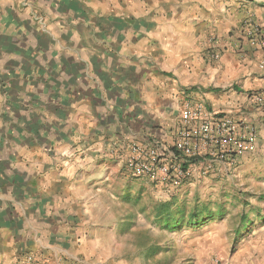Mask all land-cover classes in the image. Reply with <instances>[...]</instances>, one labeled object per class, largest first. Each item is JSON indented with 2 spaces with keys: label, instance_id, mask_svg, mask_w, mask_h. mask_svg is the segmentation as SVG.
Listing matches in <instances>:
<instances>
[{
  "label": "crops",
  "instance_id": "crops-1",
  "mask_svg": "<svg viewBox=\"0 0 264 264\" xmlns=\"http://www.w3.org/2000/svg\"><path fill=\"white\" fill-rule=\"evenodd\" d=\"M249 19L264 26V0H0V264L116 244L127 145L170 146L187 102L261 136ZM237 242L225 264H264V225Z\"/></svg>",
  "mask_w": 264,
  "mask_h": 264
},
{
  "label": "rangeland",
  "instance_id": "rangeland-1",
  "mask_svg": "<svg viewBox=\"0 0 264 264\" xmlns=\"http://www.w3.org/2000/svg\"><path fill=\"white\" fill-rule=\"evenodd\" d=\"M257 139L234 171L195 172L179 187L118 169L111 184L117 196L112 208L116 244L105 240L101 249L91 248L87 262L82 255L81 262L41 255L65 264H225L237 249L239 234L264 225V133ZM192 212L202 220L194 222ZM219 234L227 240L218 243Z\"/></svg>",
  "mask_w": 264,
  "mask_h": 264
},
{
  "label": "built area",
  "instance_id": "built-area-1",
  "mask_svg": "<svg viewBox=\"0 0 264 264\" xmlns=\"http://www.w3.org/2000/svg\"><path fill=\"white\" fill-rule=\"evenodd\" d=\"M241 34L247 45L263 53L258 63L264 83V26L252 19L242 25ZM218 52L210 58L217 60ZM250 101L264 107V89L252 92ZM257 129L229 113L210 111L202 104L185 103L176 126L173 143L166 146L157 141L129 142L125 169L132 176L153 184L179 187L192 179L193 174L206 176L212 172H232L257 139ZM26 264H65L60 259H41L27 254Z\"/></svg>",
  "mask_w": 264,
  "mask_h": 264
},
{
  "label": "trees",
  "instance_id": "trees-1",
  "mask_svg": "<svg viewBox=\"0 0 264 264\" xmlns=\"http://www.w3.org/2000/svg\"><path fill=\"white\" fill-rule=\"evenodd\" d=\"M190 218L194 221V222H196V223H198V222H200L201 220H202V218H200V215H198V214H195L194 212H192V213H190ZM200 218V219H199ZM167 223V222H166ZM175 223V222H174ZM176 224V223H175Z\"/></svg>",
  "mask_w": 264,
  "mask_h": 264
}]
</instances>
